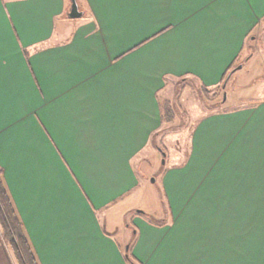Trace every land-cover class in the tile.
Wrapping results in <instances>:
<instances>
[{
  "label": "crops",
  "instance_id": "1",
  "mask_svg": "<svg viewBox=\"0 0 264 264\" xmlns=\"http://www.w3.org/2000/svg\"><path fill=\"white\" fill-rule=\"evenodd\" d=\"M77 3L86 19L72 25L71 0H0V167L38 259L127 264L104 213L133 231L139 263L200 264L219 248L198 208L230 207L216 197L264 175V101L199 122L186 161L162 177L167 222L132 214L139 154L163 124L168 85L220 86L264 0Z\"/></svg>",
  "mask_w": 264,
  "mask_h": 264
},
{
  "label": "rangeland",
  "instance_id": "2",
  "mask_svg": "<svg viewBox=\"0 0 264 264\" xmlns=\"http://www.w3.org/2000/svg\"><path fill=\"white\" fill-rule=\"evenodd\" d=\"M83 19H86V15L68 21L75 25ZM239 62L237 66L243 65L242 69L233 73L223 91L219 88L204 89L197 81L187 79L177 84L170 83L160 95L163 124L149 147L139 154L138 170L144 191L131 198V208L135 210L132 214L145 212L158 224L167 222L170 214L162 177L166 169L186 161L193 131L199 122L209 116L255 107L264 101V22L249 37ZM252 179L255 180V177H248L244 191L241 186V189L232 191L231 196L224 192L216 197L221 202L231 204L230 207L198 208V215L208 213L211 221H214L213 236L218 240L219 248L210 255L201 251L200 264H264V175L258 176L257 184H252ZM189 213L186 211L184 214ZM98 216L105 229L116 236L123 251L128 252L131 246L132 252L136 240L133 231L131 235L127 231L118 232L115 228L123 226H115L117 215L100 213ZM229 244L230 250L226 248ZM5 263L18 264L3 241L0 227V264Z\"/></svg>",
  "mask_w": 264,
  "mask_h": 264
},
{
  "label": "trees",
  "instance_id": "3",
  "mask_svg": "<svg viewBox=\"0 0 264 264\" xmlns=\"http://www.w3.org/2000/svg\"><path fill=\"white\" fill-rule=\"evenodd\" d=\"M246 59L249 60V58ZM240 62H236L224 75L219 88L222 90L229 72L236 67ZM204 89H208L202 86ZM164 119V118H163ZM171 120V119H170ZM169 120V121H170ZM154 138V137H153ZM153 141V140H152ZM146 215L145 212H139ZM0 227L2 230L3 241L12 251L18 264H41L33 244L26 232L25 225L19 216L12 196L7 188L3 169L0 167ZM131 247V246H130ZM127 264H139L138 260L132 254L131 250L125 252Z\"/></svg>",
  "mask_w": 264,
  "mask_h": 264
},
{
  "label": "water",
  "instance_id": "4",
  "mask_svg": "<svg viewBox=\"0 0 264 264\" xmlns=\"http://www.w3.org/2000/svg\"><path fill=\"white\" fill-rule=\"evenodd\" d=\"M83 16V13L79 10V5L77 3V0H71V6L68 12V17L70 19H78L81 18ZM243 65H239L236 68H234L229 75L227 76L222 88L225 90L228 80L230 79V77L233 75L234 72H236L237 70L242 69ZM226 100V92H224V101ZM163 156H165V153L162 154ZM154 181V180H153ZM128 249V247H127Z\"/></svg>",
  "mask_w": 264,
  "mask_h": 264
}]
</instances>
